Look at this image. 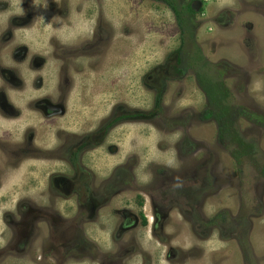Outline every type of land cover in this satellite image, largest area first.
Listing matches in <instances>:
<instances>
[{
  "label": "rangeland",
  "instance_id": "rangeland-1",
  "mask_svg": "<svg viewBox=\"0 0 264 264\" xmlns=\"http://www.w3.org/2000/svg\"><path fill=\"white\" fill-rule=\"evenodd\" d=\"M170 1L180 11V22L158 0H33L39 37L65 39L66 27L78 23L90 39L76 40L84 53L82 66L75 67V56L68 59L72 94L92 96L85 107L62 109L64 116L52 122L54 128H37L30 117L18 122L15 103L13 117L0 115V136L12 141L8 147L28 138L20 171L0 169V216L20 220L17 203L32 201L44 221L35 229L37 248L51 252L54 264H264V0ZM196 1L203 4L194 12ZM90 41L102 44L99 56L90 53ZM168 57L182 76L168 80L156 111L154 85L148 88L141 79L147 81ZM17 62L25 78L23 97L30 103L26 94L37 92L46 72L33 61ZM0 85L1 92L6 87L1 74ZM113 102L154 115L149 121L136 118L110 127L102 145L84 156L83 166L99 168L92 171L97 181L90 188L101 191L91 204L99 200L104 207L95 212L88 204L87 218L82 217L81 207L61 202L63 197L49 190L51 176H62L69 168L67 152H57L55 136L61 127L77 136L95 132L110 120ZM217 114L225 120L206 122ZM11 135L20 141L13 142ZM60 140L65 143L64 137ZM44 145L54 148L44 150ZM6 160L0 153V162ZM111 183L116 195L107 204ZM182 189L193 190L185 201L177 198ZM138 194L151 196L159 205L163 227L120 232L114 231V223L102 234L105 215L115 221L121 210L136 212ZM159 194L165 198L157 202ZM149 201L145 214L151 222ZM187 214L193 215L192 223ZM90 220L96 225L87 231ZM55 225L60 227L56 231ZM131 237L137 243L132 249ZM172 237L177 240L166 244ZM119 249L129 253L113 256Z\"/></svg>",
  "mask_w": 264,
  "mask_h": 264
},
{
  "label": "flooded vegetation",
  "instance_id": "flooded-vegetation-1",
  "mask_svg": "<svg viewBox=\"0 0 264 264\" xmlns=\"http://www.w3.org/2000/svg\"><path fill=\"white\" fill-rule=\"evenodd\" d=\"M158 2L169 6L165 0H158ZM32 4L33 0H4L1 3V8H3V10L6 12L3 16L4 24L2 27H0V74L1 78H3L5 81L6 87H3L0 92V115L13 117L16 111L12 103H15L17 106L15 108L18 110V115L15 119L18 120V122L25 123L28 121V117H30L31 122L34 121L37 128H45L46 126L54 128L56 122H52L55 119L62 118L64 116L63 111L67 109H81L86 106L84 105L86 101H90L92 98L91 95L86 93L72 94L73 76H71L72 66L69 63V60H71L72 56H75V67L82 66V63L80 62V56H83L84 53L82 51L83 49L77 47L76 40L80 37L81 39L78 41H84V39H88L89 35H85L86 33H84L85 31L82 30L81 25L75 23V28L73 29L66 27L65 30L68 33L65 39H61L60 36L52 39L39 37L38 32H34L35 27H37V22L35 21V7ZM202 4V1H196L193 4L192 11H199V8H201ZM15 5H18L16 8L17 10L14 11L13 15H8L9 9L11 8L12 10ZM60 10L64 9H61L60 7ZM179 19H181V14L179 17H177V21ZM84 20L87 19L84 18ZM220 20L221 17L216 18V21L220 22ZM45 44L48 45L49 50L46 49ZM89 44L90 53L92 55L94 53L95 55L99 56L98 50L100 47H102V44L98 43L95 45V42L93 41H90ZM22 53L26 54L25 58H22ZM93 57L94 56H91L85 59V63H89L90 59ZM17 60L20 62L27 60L30 63L33 61L38 66H40V68L37 69L46 72L45 82L40 88H38L37 92L33 95L26 94V97H28L30 103H27L23 97L22 92L24 89L22 88V83L25 82V78L22 73L20 74V65ZM181 73V68L174 66V61L172 58L168 57L166 58L164 64L157 65V67L151 71L147 81L141 79V82L148 88L154 85V108L156 111L160 110L159 106L162 101L161 98L165 91L166 83L169 82L168 80H172V78L180 79V76H182ZM146 83L148 85H146ZM149 83H152V85H149ZM2 86L3 85H0V87ZM25 91L30 92L31 90L26 89ZM6 92L11 97H8ZM81 95L82 97L80 98L79 96ZM157 102L159 106H157ZM112 112L113 113L110 120L106 123H103V125L93 133H89L87 135L86 133H83L82 136H77L73 133H70L71 131H68L67 133L63 132L64 130L61 127V131H59L55 136V146L57 148V152H67L66 161L69 168L65 170L66 173L62 176H51L49 179V190L53 193V195L54 193H57L62 196L63 200H61V202L69 206L74 205L81 207L82 210H80L79 216L82 217L87 218V215H84V212L88 204L89 210H91V207H96L95 212L101 210L104 207V204L99 202V200L95 202V206L91 204V198L94 199L93 197L99 195V192L101 191L100 188H90V186L93 187V183L97 181L95 178L96 173H93L92 171H98L99 168H96V166H83L85 161L84 156L90 154L88 152L89 150L90 152L91 150L94 151L102 145L105 135L107 134V131L110 127L112 128L122 121L135 120L136 118H147V121H149L150 117L154 115L153 112L138 114V111L134 112L132 107H129L126 104H124L123 107L122 104H119L118 102H113ZM116 112H120L121 114L117 115ZM239 112L240 110H238V114ZM212 114L214 115L215 111H213ZM221 114L216 115L217 119L212 117L206 122L224 121L225 117H223L224 115ZM234 119L237 118L234 116ZM30 129L31 127L28 130ZM63 137L65 139V143H62L60 140L61 138L63 139ZM12 138L14 137L11 135L9 139L11 140ZM14 139L15 140H13V142L20 141L17 138ZM27 139L20 146L8 147L7 142L12 141L5 140L3 136H0V153L3 154L7 159L5 164L0 162V169L2 166H8L10 167V171H12V169L13 171L17 172L20 171L19 167L27 154ZM50 148L54 147L52 145L49 147L44 145L43 147L44 150H52ZM41 153L47 157L49 156L46 155V153L53 155V152L42 151ZM116 171H122V168H119ZM115 187L116 185L111 183L106 188V193L108 194L106 196L107 204H110L112 201H114L113 199L116 195L114 194L116 190ZM172 187L174 186L169 188ZM191 191L193 190L182 189L179 197L177 198L185 201L184 197H187V194ZM161 197L164 196L159 194L157 202L159 199H161ZM135 198H137L135 203V213L134 211H130L131 213H128L127 209H125V211L121 210L120 216L122 217L119 216L118 218L117 216L115 221L114 219L110 218L108 214L105 215L107 221L101 225L102 234L105 233L104 227L106 225L114 223H116L114 231L118 229L120 232H132L134 229H139V231L149 228L154 229L158 224L159 228L163 227V224L161 223L162 221L160 220L163 218L162 212L158 209L159 205L155 204L152 197L149 195L146 196L145 194H138L135 196ZM146 199H150L149 206L153 205L154 216L152 217L151 222L147 220L148 218L145 214ZM33 204L34 203L29 200L17 203L16 210L19 212V216L21 218L20 220H16L14 217L12 218V216L9 214L0 216V264H54V257L51 252L37 248L38 242L36 240L35 229L38 230L37 225L44 223V221L41 217L39 218V216H37ZM192 209L193 205H191V210ZM187 215L189 217L190 223H192L193 215ZM218 215L219 214H217L216 217H218ZM225 218V212H222L221 220H225ZM93 222L95 223V220L89 221V224L86 226L87 231H90L93 228V225H96V223L93 224ZM200 222L201 221L197 220V224ZM195 224L196 223L194 222L192 225L193 228ZM56 226L57 225L54 226L55 229L53 228L55 231L56 229L60 228L59 226ZM182 236L183 235H181V237ZM196 236H198V234H196ZM201 236H203V232ZM54 237L56 240L57 235ZM181 237L180 239H182ZM175 239L173 237L167 238L165 243H173ZM130 241L134 245L130 248H135L137 244L135 238L131 237ZM182 241H185V239H182ZM129 244L131 243H128L127 246ZM177 249L182 250L180 247H177ZM119 253H124V256L129 252L124 249H119L115 251L113 256H118ZM57 257L59 259L60 253L57 254ZM70 262L71 260H68L65 264H70Z\"/></svg>",
  "mask_w": 264,
  "mask_h": 264
},
{
  "label": "trees",
  "instance_id": "trees-1",
  "mask_svg": "<svg viewBox=\"0 0 264 264\" xmlns=\"http://www.w3.org/2000/svg\"><path fill=\"white\" fill-rule=\"evenodd\" d=\"M166 3L170 6L171 10L173 11V13L179 17L180 16V11L174 6L173 2L170 0H165ZM180 22V19L178 20ZM157 106H159L158 102L156 103Z\"/></svg>",
  "mask_w": 264,
  "mask_h": 264
},
{
  "label": "built area",
  "instance_id": "built-area-1",
  "mask_svg": "<svg viewBox=\"0 0 264 264\" xmlns=\"http://www.w3.org/2000/svg\"><path fill=\"white\" fill-rule=\"evenodd\" d=\"M207 1V0H206Z\"/></svg>",
  "mask_w": 264,
  "mask_h": 264
}]
</instances>
